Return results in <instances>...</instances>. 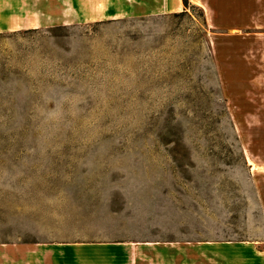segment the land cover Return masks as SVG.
<instances>
[{
    "label": "rangeland",
    "instance_id": "rangeland-1",
    "mask_svg": "<svg viewBox=\"0 0 264 264\" xmlns=\"http://www.w3.org/2000/svg\"><path fill=\"white\" fill-rule=\"evenodd\" d=\"M168 1L0 0V264H264V0Z\"/></svg>",
    "mask_w": 264,
    "mask_h": 264
},
{
    "label": "crops",
    "instance_id": "crops-1",
    "mask_svg": "<svg viewBox=\"0 0 264 264\" xmlns=\"http://www.w3.org/2000/svg\"><path fill=\"white\" fill-rule=\"evenodd\" d=\"M190 1V0H189ZM168 7L169 8H172L170 9L171 12L173 13H176V12H180L182 10L185 9V6H184V3H183V0H172V1H168L167 3ZM259 251V250H257ZM203 253V252H202ZM211 253V252H210ZM204 254V253H203ZM206 254V253H205ZM214 255V254H213ZM216 256V255H215Z\"/></svg>",
    "mask_w": 264,
    "mask_h": 264
},
{
    "label": "trees",
    "instance_id": "trees-1",
    "mask_svg": "<svg viewBox=\"0 0 264 264\" xmlns=\"http://www.w3.org/2000/svg\"><path fill=\"white\" fill-rule=\"evenodd\" d=\"M183 3H184V6H185V10L191 6V3H190L189 0H183Z\"/></svg>",
    "mask_w": 264,
    "mask_h": 264
}]
</instances>
